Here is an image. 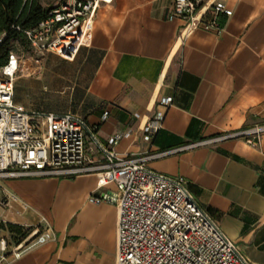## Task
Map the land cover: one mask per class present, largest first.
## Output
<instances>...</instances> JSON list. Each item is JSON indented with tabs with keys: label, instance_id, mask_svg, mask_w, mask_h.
Segmentation results:
<instances>
[{
	"label": "crops",
	"instance_id": "0c3cea01",
	"mask_svg": "<svg viewBox=\"0 0 264 264\" xmlns=\"http://www.w3.org/2000/svg\"><path fill=\"white\" fill-rule=\"evenodd\" d=\"M173 3L102 5L90 41L73 60L62 58L65 69L47 76L48 89H37L48 94V107L17 98L35 91L22 79L30 74L17 79L15 101L80 115L102 142L121 135L117 152L150 157L152 169L186 178L241 252L264 264V134L258 146L240 138L191 146L264 122V0H228L233 15L220 16L221 32L199 28L189 36L180 34L181 19H168ZM60 96L67 104L51 107ZM163 97L172 103L159 107ZM158 111L162 127L146 141L142 128ZM100 185L96 174L6 180L12 199L0 216L31 227L32 235L48 230L52 236L20 258L8 253L4 264H115L117 206L90 201L115 186Z\"/></svg>",
	"mask_w": 264,
	"mask_h": 264
},
{
	"label": "built area",
	"instance_id": "2783aa9c",
	"mask_svg": "<svg viewBox=\"0 0 264 264\" xmlns=\"http://www.w3.org/2000/svg\"><path fill=\"white\" fill-rule=\"evenodd\" d=\"M113 2L56 0L35 27L14 26L24 40H11L7 61L0 66V208L6 209L12 199L4 187L6 180L96 174L100 187L115 186L114 192L90 197L94 203L109 201L117 206L115 264H254L199 205L186 178L152 169L147 164L150 157L120 154L116 145L121 135L102 142L95 127L80 115L31 110L15 101L17 79L31 74L33 67L39 68L47 54L73 60L92 37L98 9ZM227 2L174 0L168 19L183 21L180 34L184 36L199 28L221 32L220 16L233 15ZM6 37L0 33V46ZM172 100L163 97L158 105L167 107ZM107 117L105 112L103 121ZM163 119L164 112L158 111L145 124L142 131L146 141L152 140ZM263 134L264 122L191 146L236 138L258 146ZM6 223L0 216V264L8 253L20 258L52 236L48 230L30 233L15 244L3 230Z\"/></svg>",
	"mask_w": 264,
	"mask_h": 264
},
{
	"label": "trees",
	"instance_id": "16d2710c",
	"mask_svg": "<svg viewBox=\"0 0 264 264\" xmlns=\"http://www.w3.org/2000/svg\"><path fill=\"white\" fill-rule=\"evenodd\" d=\"M47 12L48 8L41 4V0H0V33L7 35L0 46V66L7 61L11 40H24L23 33L14 26L35 27ZM3 230L8 234L10 242L17 244L31 233L32 228L6 223Z\"/></svg>",
	"mask_w": 264,
	"mask_h": 264
},
{
	"label": "rangeland",
	"instance_id": "374dc122",
	"mask_svg": "<svg viewBox=\"0 0 264 264\" xmlns=\"http://www.w3.org/2000/svg\"><path fill=\"white\" fill-rule=\"evenodd\" d=\"M55 1L56 0H41V4L44 7L50 8L51 4H53ZM64 69L65 66L63 64L62 58L56 54H49L43 59L42 64L39 68L33 67L32 73L29 76L22 78L27 84L32 82L34 84L35 91L32 92L23 90L22 93L17 94V98L19 99L20 96H22L29 104L33 103L34 105H38V107L44 106L47 103L46 97L48 96V94H46V92L40 94V90L37 89H48L46 86L47 76L50 74L52 75V73H62ZM19 81L21 80L18 79L17 82L19 83ZM58 82L60 86H62L63 82ZM67 99L68 98L66 96H60L54 101H51L53 105L50 106L64 107L67 104ZM45 107H48L47 104L45 105Z\"/></svg>",
	"mask_w": 264,
	"mask_h": 264
}]
</instances>
